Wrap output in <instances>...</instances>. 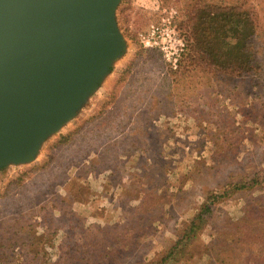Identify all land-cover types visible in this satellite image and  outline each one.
<instances>
[{"label":"rangeland","instance_id":"obj_1","mask_svg":"<svg viewBox=\"0 0 264 264\" xmlns=\"http://www.w3.org/2000/svg\"><path fill=\"white\" fill-rule=\"evenodd\" d=\"M197 1L241 5L120 0L124 52L30 163L0 169V264H153L211 193L212 217L172 264H264V54L247 79L189 60ZM246 7L261 46L264 1ZM28 234L50 239L33 257Z\"/></svg>","mask_w":264,"mask_h":264},{"label":"water","instance_id":"obj_2","mask_svg":"<svg viewBox=\"0 0 264 264\" xmlns=\"http://www.w3.org/2000/svg\"><path fill=\"white\" fill-rule=\"evenodd\" d=\"M120 0H0V169L30 163L124 52Z\"/></svg>","mask_w":264,"mask_h":264},{"label":"trees","instance_id":"obj_3","mask_svg":"<svg viewBox=\"0 0 264 264\" xmlns=\"http://www.w3.org/2000/svg\"><path fill=\"white\" fill-rule=\"evenodd\" d=\"M248 1L241 0L239 7L203 5L202 2L197 1L188 15L190 22L189 60L192 62H198L197 60H199L200 63L214 66L218 71H223L229 76L235 75L236 78L247 79L256 76L262 67L259 57L262 53L264 54V42L261 46H254L258 32L257 18L256 12L246 7ZM49 183L50 194L53 195L54 193L55 195L56 182L51 181ZM255 183V180H253L248 186L253 187ZM245 187L240 189H245ZM55 196H59L61 201H66L65 198L60 197V194ZM221 197L220 194H207L189 225L179 235L178 240L153 264H172L178 260L181 252L187 255L185 251L197 238L199 231L207 224V220L212 217L213 209ZM75 235L76 233H72L69 237H66L72 239ZM28 237L18 239V243H21L20 249H25L24 254L21 252L24 257H33L38 246L50 241L49 238L41 235L35 237L28 234ZM63 246L61 244L59 249L65 253L67 247L65 244ZM9 254L3 255L0 253V259L12 260ZM65 255L67 258L68 252Z\"/></svg>","mask_w":264,"mask_h":264},{"label":"built area","instance_id":"obj_4","mask_svg":"<svg viewBox=\"0 0 264 264\" xmlns=\"http://www.w3.org/2000/svg\"><path fill=\"white\" fill-rule=\"evenodd\" d=\"M150 36H152V34ZM143 40H144L145 46H153V45H156V42L154 41L153 36L151 38L148 37V38H145ZM150 40H152V42Z\"/></svg>","mask_w":264,"mask_h":264}]
</instances>
